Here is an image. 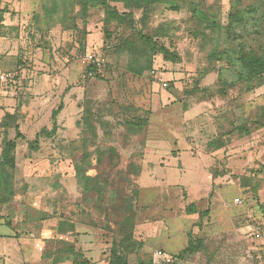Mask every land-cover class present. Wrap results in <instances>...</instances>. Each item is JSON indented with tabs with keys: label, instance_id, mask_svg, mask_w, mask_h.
<instances>
[{
	"label": "rangeland",
	"instance_id": "1",
	"mask_svg": "<svg viewBox=\"0 0 264 264\" xmlns=\"http://www.w3.org/2000/svg\"><path fill=\"white\" fill-rule=\"evenodd\" d=\"M85 1L0 0V72L15 75L0 82V156L15 140L13 166L0 159V264H109L118 243H134L118 251L137 264L189 242L196 264H264V128L235 130L264 84L229 62L264 47V0H164L147 14L111 3L178 57L156 52L141 76L118 45L131 29L104 27L101 5L81 17ZM236 12L246 23L228 32Z\"/></svg>",
	"mask_w": 264,
	"mask_h": 264
},
{
	"label": "trees",
	"instance_id": "2",
	"mask_svg": "<svg viewBox=\"0 0 264 264\" xmlns=\"http://www.w3.org/2000/svg\"><path fill=\"white\" fill-rule=\"evenodd\" d=\"M164 2V0H86L85 6L83 7V11L81 13V17H85L87 15V4H91L92 6L101 5L103 8V24L104 27H108L110 24L114 23L117 27H129L131 29L129 35L127 38H121L119 39L120 44V51L123 52L122 54H125L127 57V71L135 76H141L143 73L147 72L151 69L152 62L151 58L156 52H160L162 57L165 61L172 62L175 61V58H178L176 54L171 53L168 49H165L164 47H156L151 38L147 35L143 34L142 31L135 29L132 21V14L127 12H119L115 6H112L111 3L116 4H122L124 9H129L131 7L141 9L144 14H147L149 8L157 3ZM173 9H177V5L172 6ZM2 20V15L0 14V22ZM241 23L245 24L246 20L244 19V16L240 13H232L230 14V22L228 24V32H234L233 28L235 24ZM116 27V28H117ZM264 31V30H263ZM104 35L109 40L112 37V31H109L106 28V31H104ZM82 37H85V33L82 32ZM115 47L117 46L114 45ZM102 50H109V45H105L101 47ZM105 58V54L102 55ZM102 57V58H103ZM103 58V59H104ZM133 59V61H130ZM105 60V59H104ZM103 60V61H104ZM230 62V70L232 71V76L234 78H239L240 80H245L249 84H254L255 88H258L264 84V47L261 48L259 52L254 51L252 49H243L240 48L238 52L234 54V56L231 58ZM105 63V61H104ZM103 63V64H104ZM100 69V63L97 65L93 62H88L85 66V72L89 76H96L97 71ZM252 88V87H251ZM62 104L59 105V107L52 111L51 117L53 120H55L57 113L61 111ZM250 127H247L246 125H241L237 128H235L236 131L243 134H250V128L253 129H261L264 128V105L262 107H259L254 115V118L249 123ZM130 127H137L139 126L138 123L132 122L129 123ZM15 129V138L20 137L19 128L17 125L14 127ZM55 133V128H52L50 134ZM45 134L48 136L49 134L46 133V131H41L37 134ZM37 142V137L35 139ZM4 147L2 150V154L0 156V159L3 162L9 163L11 166H13V160L9 157V153L14 150L15 148V140L12 139H5L3 143ZM213 146V145H212ZM213 148L217 149L218 146H214ZM213 177H217L216 174L212 175ZM98 178L96 176L88 177L84 176L81 179L87 180L89 183H95V179ZM1 180L3 184H1ZM96 185V184H95ZM0 187H2L3 191H7L6 187V179L2 172L0 171ZM93 190L94 186H92L88 190ZM2 196V195H1ZM5 200L0 197V204H3ZM201 217V215H200ZM264 220V210L262 212L261 216ZM128 220V219H127ZM127 223V221H125ZM260 233L264 234V226L263 229H260ZM131 238V235H127L126 241ZM131 246V247H130ZM137 246L141 247V244H137ZM135 247L134 243L127 245H123V243H118V245L112 247L110 250V260L109 264H128L127 259L124 256V253H120L118 249L128 250V252H131L133 248ZM197 251L196 244L189 242L187 247L182 249L177 255L171 256L172 259L175 261L183 260L186 258L187 254H191ZM137 264H154L153 261L149 260L147 262L141 261ZM175 264V263H174Z\"/></svg>",
	"mask_w": 264,
	"mask_h": 264
},
{
	"label": "built area",
	"instance_id": "3",
	"mask_svg": "<svg viewBox=\"0 0 264 264\" xmlns=\"http://www.w3.org/2000/svg\"><path fill=\"white\" fill-rule=\"evenodd\" d=\"M91 62L99 64V61L91 60V57L89 58ZM15 78V75L9 72H0V82H7V81H13ZM255 235L259 236L258 233H255ZM154 264H172L173 259L170 255L165 253L162 250H156L154 253Z\"/></svg>",
	"mask_w": 264,
	"mask_h": 264
},
{
	"label": "crops",
	"instance_id": "4",
	"mask_svg": "<svg viewBox=\"0 0 264 264\" xmlns=\"http://www.w3.org/2000/svg\"><path fill=\"white\" fill-rule=\"evenodd\" d=\"M149 144V143H148ZM150 145V144H149ZM261 238V237H260ZM255 239V238H254ZM259 239V238H258ZM258 241H260V240H258ZM258 249L259 250H261V251H264V241L263 242H260L259 244H258ZM182 249H184V247L182 248ZM181 249V250H182ZM257 249V248H256ZM159 250H162V251H164L163 249H159ZM181 250H179L177 253H175V254H168V255H170V256H174V255H177ZM165 252V251H164ZM154 253L155 252H153L152 253V261H154ZM166 253V252H165ZM196 264L195 262H191L190 260H188V259H183V260H178V261H175L174 262V260H173V263L172 264Z\"/></svg>",
	"mask_w": 264,
	"mask_h": 264
}]
</instances>
